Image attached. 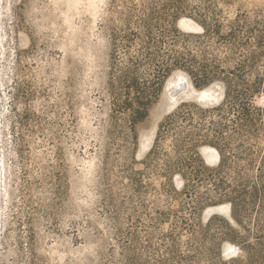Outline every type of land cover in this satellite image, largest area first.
I'll return each mask as SVG.
<instances>
[{
    "label": "rangeland",
    "instance_id": "374dc122",
    "mask_svg": "<svg viewBox=\"0 0 264 264\" xmlns=\"http://www.w3.org/2000/svg\"><path fill=\"white\" fill-rule=\"evenodd\" d=\"M259 80L264 0H0V264H264Z\"/></svg>",
    "mask_w": 264,
    "mask_h": 264
},
{
    "label": "trees",
    "instance_id": "16d2710c",
    "mask_svg": "<svg viewBox=\"0 0 264 264\" xmlns=\"http://www.w3.org/2000/svg\"><path fill=\"white\" fill-rule=\"evenodd\" d=\"M148 33V30H146ZM230 34H232L230 32ZM148 46L144 47V50H147ZM144 54V52H143ZM145 54L147 55V58L150 59V61L153 59V52L146 51ZM193 59L186 60V58H181V57H175L173 54H169L165 60L162 62H158V64L155 65L154 71H153V76L151 81L144 87V88H139L138 87V97L140 96L139 94L145 95L144 100L138 98V106H133L132 103H127L126 107L127 109H130L133 111V114H138V122L142 121L148 110L149 107L152 103V100L156 98L158 95V92L160 91L162 81L164 77L168 74V72L171 70L173 67H183L184 69H187L189 74L193 76L194 82L196 86H203L207 84L210 79L205 73H200L197 71H193ZM228 79V80H227ZM227 80V86H228V92L226 93L225 98L229 97L231 94V86L235 88V85L233 84V80L226 78ZM133 86L129 87L128 90L131 91ZM246 88V87H245ZM230 89V90H229ZM128 91V92H129ZM236 91V94H239L240 92L242 93V96L245 105L251 106V101L252 97L254 96V93H259L264 92V80H259L257 83H255L253 86H248L246 89H241L239 90H234ZM218 186L222 187V184H219ZM232 202V206H233Z\"/></svg>",
    "mask_w": 264,
    "mask_h": 264
},
{
    "label": "bare ground",
    "instance_id": "6f19581e",
    "mask_svg": "<svg viewBox=\"0 0 264 264\" xmlns=\"http://www.w3.org/2000/svg\"><path fill=\"white\" fill-rule=\"evenodd\" d=\"M181 83L178 81L175 85L176 86H171L167 89V91H169L168 95H169V99H170V102H171V106H173L174 103L177 102V99H178V95H177V92H184L186 91V86H185V82H182V88H177ZM172 90V91H170ZM202 97V99L199 98L198 96V100L200 101H213V102H216L218 101L216 98H211L209 100H206V99H203L205 96H207V94H204L202 93L200 95ZM173 99V100H172ZM211 153H213L215 155V153L212 151ZM211 155V157L214 158V155ZM1 168H2V165H1V159H0V198H1V183H2V172H1Z\"/></svg>",
    "mask_w": 264,
    "mask_h": 264
},
{
    "label": "water",
    "instance_id": "95a60500",
    "mask_svg": "<svg viewBox=\"0 0 264 264\" xmlns=\"http://www.w3.org/2000/svg\"><path fill=\"white\" fill-rule=\"evenodd\" d=\"M200 101V100H199ZM203 102V101H202ZM211 102H213V101H211ZM217 102V101H216Z\"/></svg>",
    "mask_w": 264,
    "mask_h": 264
}]
</instances>
